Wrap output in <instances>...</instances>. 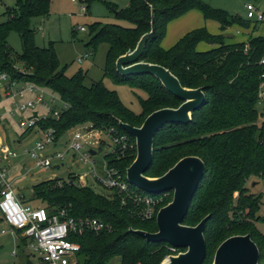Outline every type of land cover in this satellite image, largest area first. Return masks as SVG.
I'll use <instances>...</instances> for the list:
<instances>
[{
	"label": "trees",
	"instance_id": "obj_1",
	"mask_svg": "<svg viewBox=\"0 0 264 264\" xmlns=\"http://www.w3.org/2000/svg\"><path fill=\"white\" fill-rule=\"evenodd\" d=\"M49 6L50 0H16V10L7 11L6 20L0 24V70L18 81L49 90L67 105L58 120L50 114L39 123L40 128H53L57 138L84 123H91L94 128L115 127L122 131L119 121L139 127L152 112L180 105L181 102L154 77H122L115 70L116 59L133 50L140 37L150 32L153 14L154 34L148 39L139 61L168 69L184 88H202L206 104L192 114L188 125L169 124L158 130L153 141L152 163L144 175L157 178L183 157L200 158L205 164V174L183 223L195 226L205 216H210L204 230L206 257L203 264H211L215 245L219 246L231 236L246 234L259 250V263L264 264V235L254 227L264 222L262 194H249L245 186L251 177L259 179L254 184L264 181V114L256 109L259 86L264 83V64L261 63L264 38L249 37L246 43L225 44L222 32L235 25L245 26V21L213 9L201 0H130L123 10L106 4L116 20L130 26L95 22L88 28L90 39L86 46L95 51L99 44H106L104 77L146 94V98L139 99L141 113L135 115L102 82L85 87L86 73L78 71L68 78L53 47L40 49L35 46L31 20L48 16ZM193 9L200 11L205 21L216 22L221 33L212 35L201 28L188 33L168 50L159 48L167 23ZM10 32L17 33L21 43V54L15 60L6 44ZM200 43L214 48L199 52L196 47ZM17 61L29 71L27 74L17 72L14 65ZM159 135L170 145V153L156 169ZM134 159L135 154H132L111 160V164L125 172ZM58 181L52 179L35 185L33 199L22 201L37 200L50 215L66 209L73 218L98 219L113 228L111 232H86L69 237L80 246L74 264H108L114 257H120L121 264H160L170 254L167 244L149 243L128 232L129 228L150 233L157 231L155 219L142 221L133 214L137 208L131 203L122 206L118 196L107 197L96 194L89 187H78L70 176L61 187L57 186ZM235 193L238 194L236 198ZM161 196L163 201L157 210L172 199L171 192L166 196L157 195ZM261 208L263 213L259 216ZM19 241L23 246L26 243L22 237Z\"/></svg>",
	"mask_w": 264,
	"mask_h": 264
},
{
	"label": "rangeland",
	"instance_id": "obj_2",
	"mask_svg": "<svg viewBox=\"0 0 264 264\" xmlns=\"http://www.w3.org/2000/svg\"><path fill=\"white\" fill-rule=\"evenodd\" d=\"M129 1L130 0H92L87 2L85 0H50L48 16L32 19L30 26L34 30L33 40L35 46L40 49L53 47L60 63V67H65V75L68 78L74 76L78 71L86 73L83 82L85 87H90L94 83L102 82L107 90L114 92L118 96L121 103L127 109L135 115H139L141 113L139 99L146 98V94L138 89L131 88L126 84H115L109 77H104L103 68L105 66V57L108 49L106 44H99L95 51L86 46L90 39L88 28L95 22L101 24H115L123 27L130 26L127 22L116 20L106 7V4H109L116 7L118 10H123L128 7ZM201 1L213 9L227 12L231 16L241 17L245 21V26L235 25L236 28L224 32V38L225 35H231L234 41L240 39V41L234 42L239 44L245 43L251 35L253 38H264V0ZM247 3L253 5L263 14L262 22H257L254 19L248 20L246 18L245 4ZM81 7H85L86 11H82ZM13 10H16V0H0V24L6 20L7 11ZM81 27L84 28V31L79 30ZM201 28H205L207 32L208 30H214L215 32L212 33V35H217L219 33V27L216 22H205L200 11L197 9L190 10L179 18L167 23L165 35L161 39L159 48L162 50H168L185 35ZM237 31L239 32V35L236 34ZM6 44L11 50L12 57L15 60L22 51L18 34L10 32L6 38ZM202 48H206L207 50H201L199 52H206L214 47L212 48L210 45L201 43L198 46V49L200 50ZM88 54H91V56L84 59V55ZM81 58L82 61H80ZM14 65L17 72L22 75L29 72L21 62L17 61ZM46 92L48 94L52 93L49 90H46ZM2 106L3 107H0V113L2 114L8 108L14 107L12 106L11 101L3 102ZM256 109L259 113L264 114V103H257ZM41 110L42 109H39V111ZM26 115L27 112L17 114L13 119L8 120L7 123L3 122L0 124V137L5 139L10 149L17 153V158H3L0 162V166H4L8 170V180L12 189L18 197H23V200L25 201L29 198L33 199L32 188L35 185L55 178L65 180L71 173L81 174L85 171V168L80 164L71 165L68 162V158L63 162L60 169L42 171L35 168L33 160L24 156L22 153L24 149H30L33 147L35 141L40 138V134L35 130L25 131L19 129L18 122ZM261 121L262 120H260V122ZM68 136L69 134L66 133L59 140L58 144H63L68 139ZM103 140L105 141L104 145L99 149L96 148L97 154L94 156V160L97 162H100L104 153L108 151L107 145H109L110 141L104 136ZM165 143L166 141L163 135H159L156 143V169L163 163V158L170 153L168 152L170 145ZM53 163L57 164L56 161H53ZM257 180H259L257 177H251L249 181L246 182L245 186L248 189L249 194H262V202L264 203V181L260 180L258 181V184L252 186L253 182H257ZM89 188H91L96 194L105 195V191L101 189V187L95 185L93 181L89 182ZM237 195L238 194L235 193L234 198H236ZM26 204L44 207V204L37 200L27 202ZM262 213L263 209L261 208L258 215L260 216ZM254 227L260 234L264 235V222L256 223ZM2 230L6 233L1 234ZM20 237L17 233L15 235L11 234L9 232V227L0 217V264H40L38 257L29 247L31 241L26 240V243L23 246L19 241ZM216 247L218 246L215 245L212 250V257ZM168 250L170 252L169 255L172 256L184 252L178 250L172 251L169 248ZM12 252H14V254H12ZM74 262L75 261H73V264ZM108 264H121L120 257L112 258Z\"/></svg>",
	"mask_w": 264,
	"mask_h": 264
},
{
	"label": "built area",
	"instance_id": "obj_3",
	"mask_svg": "<svg viewBox=\"0 0 264 264\" xmlns=\"http://www.w3.org/2000/svg\"><path fill=\"white\" fill-rule=\"evenodd\" d=\"M245 9L247 19L262 22L263 14L253 5L245 4ZM81 10L86 11V8L81 7ZM79 30L84 31V28L81 27ZM90 56L91 54L84 55V59ZM261 63L264 64V60ZM257 99L258 103H264V83L259 86ZM5 101H11L14 107L8 108L3 114L0 113V124L7 123L17 114L27 112V115L18 122L19 129L25 131L31 129L40 134L33 147L24 149L22 153L33 160L35 168L42 171L60 169L68 158L71 165L80 164L85 168L81 174L68 175L75 179L78 187H89V182L93 181L105 191V195H101L118 196L122 206L131 203L136 207L133 214L142 221L155 219L157 207L162 203L163 196L157 197L141 193L139 189L135 190L137 188L128 183L125 172L111 164V160L136 155V144L132 136L115 127L94 128L91 123H84L67 131L68 139L59 145V140L66 133L57 138L53 128L41 129L39 123L46 120L50 114L53 119L58 120L61 110L67 105L53 93L48 94L45 88L30 82L18 81L8 72L0 70V107H3ZM39 109H42V112ZM103 136L109 139L110 143L102 160L97 162L94 156L97 154L96 148L99 149L105 143ZM3 158H17V153L0 137V162ZM8 174V170L0 166V217L9 227L11 234L19 232V236L31 241L29 247L40 262L73 264L80 246L70 241L69 237L86 232L98 234L113 230L110 224L98 219L73 218L66 209H59L50 215L45 207L24 203L23 197H18L12 189ZM68 176L65 180L59 179L57 186L61 187L63 181L68 182ZM5 233L4 230L1 231V234ZM168 248L172 251L178 250L170 246Z\"/></svg>",
	"mask_w": 264,
	"mask_h": 264
},
{
	"label": "water",
	"instance_id": "obj_4",
	"mask_svg": "<svg viewBox=\"0 0 264 264\" xmlns=\"http://www.w3.org/2000/svg\"><path fill=\"white\" fill-rule=\"evenodd\" d=\"M150 25V32L140 37L135 48L116 59L115 70L122 77L150 75L181 103L177 108L152 112L139 127L120 121L118 125L134 138L136 144L135 159L125 170L128 183L154 196L171 192L172 199L157 211L156 232L131 228L128 232L149 243H165L172 248L184 250L176 256H166L160 264H203L206 257L204 230L210 216H205L195 226L184 225L183 221L205 174L204 162L196 156H187L178 160L160 177L149 178L144 174L152 163L153 141L158 130L169 124L188 125L192 121V114L206 104V96L202 88L182 87L168 69L139 61L148 39L154 34L153 14ZM211 264H260L259 250L249 234L231 236L216 248Z\"/></svg>",
	"mask_w": 264,
	"mask_h": 264
},
{
	"label": "crops",
	"instance_id": "obj_5",
	"mask_svg": "<svg viewBox=\"0 0 264 264\" xmlns=\"http://www.w3.org/2000/svg\"><path fill=\"white\" fill-rule=\"evenodd\" d=\"M247 4H248V3H247ZM203 20H204V19H203ZM248 20H249V19H248ZM205 22H214V21H205ZM217 25H218V24H217ZM218 27H219V25H218ZM232 28H236V27H235V26L229 27V28H227L224 32H226V31H231ZM208 32L212 34V33H214L215 31H214V30H212V31H211V30H208ZM224 32H222V34H224ZM220 33H221V32H220V30H219V33H218V34H220ZM236 34L239 35V32L237 31ZM250 37H252V35H251ZM236 39H237V38H236ZM242 39H243V38H242ZM237 41H240V39H237ZM237 41H234V40L232 39L231 35H225V40H224V42H225L226 44H233L234 42H237ZM246 42H247V40H246ZM246 42H245V43H246ZM200 44H201V43H200ZM200 44H198V46H199ZM198 46L196 47V50H197V51H201V50H202V51H205V50H207L206 48H204V49L202 48V49L199 50V49H198ZM213 47H214V46H212V48H213ZM255 185H256V184H254V183L252 184V186H255Z\"/></svg>",
	"mask_w": 264,
	"mask_h": 264
}]
</instances>
